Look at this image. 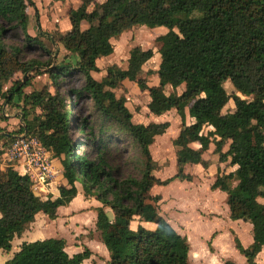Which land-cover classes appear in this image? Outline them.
Masks as SVG:
<instances>
[{"label":"trees","instance_id":"obj_1","mask_svg":"<svg viewBox=\"0 0 264 264\" xmlns=\"http://www.w3.org/2000/svg\"><path fill=\"white\" fill-rule=\"evenodd\" d=\"M78 1V8H67L71 30L56 41L59 51L78 60L66 63L64 57L53 66V59L43 63L26 58L36 48L49 52L39 38L42 32L32 33L34 22L40 29L38 13L34 21L30 17L34 1L0 0V97L3 104L20 110L22 125L16 134L36 138L59 159L67 182L59 188V196L43 200L30 176L19 174L11 165L0 169V251L10 253L14 239L38 215L56 220L59 209L77 197L80 184L85 196L102 204L96 209V230L109 252V264H190L188 239L160 214L162 197L153 196L152 189L177 179L191 182L186 166L202 163L214 144L219 163L237 169L218 175L212 190L227 194L232 221L252 225V245L245 248L238 238L235 244L247 264H258L264 248V207L259 202L264 198V0H105L91 11L94 0ZM139 26L168 30L156 39L163 50L156 72L158 86L140 78L155 53L139 46L130 51L126 69L113 66L97 80L98 61L113 55L112 42ZM61 57L58 53L57 61ZM76 74L83 77L84 86L62 92L60 85ZM35 75H47L52 85L28 92ZM126 82L148 92L150 114L160 117L171 110L180 114L188 110L194 120L173 141L177 173L171 178L161 180L155 175L158 165L150 149L171 124H135L127 99L115 94ZM7 85L10 88L4 91ZM167 86L184 89L174 97L167 95ZM73 98L92 101L107 125L101 124L100 136L84 119L76 121L83 138L73 139ZM230 102L233 110L224 113ZM205 128L213 130L205 133ZM122 135L139 152V177L124 174L132 162L113 163L111 152L121 159L130 153L126 147L113 146ZM5 138L15 137L0 136ZM89 144L96 158L91 150H84ZM136 222L153 224L155 229L135 228ZM66 248L61 238L25 242L5 264H82L92 257L88 248L74 256Z\"/></svg>","mask_w":264,"mask_h":264},{"label":"rangeland","instance_id":"obj_2","mask_svg":"<svg viewBox=\"0 0 264 264\" xmlns=\"http://www.w3.org/2000/svg\"><path fill=\"white\" fill-rule=\"evenodd\" d=\"M41 1V2H40ZM105 0H94V3L90 6L89 10H94L99 7ZM38 3V11L36 12V8H33L30 10V17L32 18V21L36 19V14L39 13V25L40 29H38L37 24H33V35L36 34L40 35V31L42 32V35L39 36L41 41L46 45L48 53L36 48L34 51H29L26 54V58L38 60L40 62H47L50 59H53V66L56 65V63L60 64L61 59L66 57V63L71 62L72 64H75L78 60V58L72 54H70L67 51H59L58 45L56 41H58V38L62 32L69 29L71 27V23L69 20V17L67 15V8L69 6H72L74 8H78L80 6V2L78 0H64L63 2H59L57 4L56 0H36ZM36 6V5H35ZM0 24L2 22L0 21ZM165 29V28H164ZM40 30V31H39ZM159 30V29H157ZM166 31H156V29H150L146 26H139L135 28L132 31L125 32L121 35V37L118 40H114L112 42V45L114 47V53L112 56L107 58H102L98 61V67L100 69L99 73L94 74L95 78L97 80H102L103 77L107 75L108 69L111 70L113 66H117L121 69H126L128 65V59L130 55V51L136 47L139 46L144 50L153 49L155 56L146 64L144 67V75L140 76L141 80H146L149 86L156 87L158 86L157 81V75L156 70L159 67L160 61H161V55H162V48H160V45L156 44V39L159 36H162L167 33ZM14 43H17V41L13 40ZM58 53L63 56L60 58V60L57 61V55ZM52 66V67H53ZM47 68L44 67L43 70ZM32 77V76H31ZM23 78V77H22ZM32 86L27 88V91H32L33 88H41L45 85H52L51 80L48 78L47 75H43L41 77L35 75V77H32ZM84 79L81 75H74L66 78V81L60 85V90L62 92L68 93L70 89L72 88H82L84 86ZM227 90L230 94H232L233 88L230 84L226 85ZM183 87H180L176 90H174L171 86L166 87V93L169 96H177L182 93ZM51 91L54 93V89L51 88ZM115 94L118 98L125 97L127 99V106L129 110L131 111L133 115V122L135 124H144L147 125L150 122H156L155 118H159V116H155L149 113L147 103L149 102V94L148 92H142L138 85L131 84V83H124L119 88L115 89ZM72 106L74 110V118L72 119L73 122V132L72 136L74 140H78L83 138V135L79 132V124L76 121H82L84 119H88L89 122L94 125L95 127V134L96 137L100 136L101 133L99 132L101 124L106 125V123L100 119V116L98 112L96 111L92 101L89 98H83L81 100H77L76 98L72 99ZM233 110V104L230 102L224 109V113L230 112ZM169 114L165 119H169L171 127L168 129L167 133L171 137H177V134L180 133L182 127L189 126L192 124L191 117L189 116L188 110L180 114L177 110H171L168 112ZM154 119V121H153ZM205 133L209 132V128L204 129ZM168 150L164 151V155L162 156V152L159 150L157 146H153V150L151 151L153 159L154 160H161L164 162V167L158 168L155 172L156 176H162V177H168L172 174L176 173L173 168V159L175 157V148L173 146V139L167 140ZM116 148H122L126 147L130 150V153L126 155L123 159L119 158V156L115 155L117 152H111L113 157L115 156V164H123L127 162H132L129 166L126 165L124 168V174L126 175H134L139 177L140 176V169H139V161L138 158H140L139 152L137 149H135L132 141L125 135L121 136V140L117 141V143H114ZM83 150V149H81ZM80 150V151H81ZM84 150H91L93 158L97 157V152L93 149V146L91 144L88 145V147ZM80 153V152H79ZM1 154V151H0ZM56 159L52 156H50L51 162ZM58 162V160H57ZM0 163L1 161V155H0ZM174 164L176 166V161H174ZM53 172L55 176L52 179L51 182L55 183L54 185H51L49 189H43L41 191V188L39 190L36 189V193L39 194L43 200H46L50 197H56L59 196V188L61 187L62 181L60 178V175L58 174L60 167L59 164L56 162H53L52 164ZM177 184H180V180H174ZM175 187H168L164 190V195L168 198L172 199L170 202L171 204H174L177 202L176 205L178 207L182 208L185 207L191 200L196 199L195 196H189L188 194H183V189L179 186ZM79 188L81 191H83L82 187ZM187 192V191H186ZM85 200H90L93 197L91 196H85ZM178 201H177V200ZM85 200L76 201V210L73 211L70 214L61 213V216L58 215V218L56 220H51L45 215H38L36 221L28 228L27 231L21 236L14 239L12 243V251L10 253L7 252H0V264H4L6 260L9 258L10 254L13 252H16L21 245L27 241L30 240H43L48 238H61L65 239L67 242V248L69 252L73 251L74 248L79 247V242L83 240V238L93 239L96 237V233L93 231L95 228H93V219L90 217V215L87 214V210L84 209L85 206ZM260 204L264 207V198L259 199ZM60 217V218H59ZM248 223V222H247ZM250 225V223H248ZM243 225L241 228H247V225ZM85 228H81V227ZM135 227V225H133ZM97 232V230H96ZM99 232H97L98 234ZM244 233V232H243ZM244 236L241 237L242 242L245 244L247 241L248 234L244 233ZM98 237H100V233L98 234ZM249 237H252V234H250ZM236 250V249H235ZM263 251V250H262ZM238 252V251H237ZM239 254V253H238ZM240 260H243L244 264L246 263L245 258L240 255ZM260 262L264 263V252H261L260 255ZM195 259L192 260V264H199L196 262V256H194ZM232 261H236L239 264H243L239 262V259L232 258Z\"/></svg>","mask_w":264,"mask_h":264},{"label":"crops","instance_id":"obj_3","mask_svg":"<svg viewBox=\"0 0 264 264\" xmlns=\"http://www.w3.org/2000/svg\"><path fill=\"white\" fill-rule=\"evenodd\" d=\"M33 1L36 7L37 6L39 7L36 0ZM59 2L60 1H57V4ZM38 7L36 8L37 11H38ZM71 28L72 27H70L69 29L65 30L62 33L69 32ZM157 29L156 31H162V30L166 31L164 28H157ZM22 77L23 76H21L20 79H22ZM9 88L10 85H7L4 88V91H7ZM17 101H18L17 98H15L16 103ZM149 102H150V98H149ZM149 102L147 103V106ZM19 112H20L19 108L14 107L12 105H7L6 103L3 104V100L0 97V136L3 134H7V136L12 134L13 137L18 136L16 132L19 129V126L22 125V118ZM168 114L169 113H166L160 116L159 118H155L156 123L170 122L169 119L167 120L165 119V117H167ZM191 120L193 123L194 120L192 118ZM210 130H213V128H209V131ZM178 135L179 134H177V137ZM176 138L174 136L171 137L169 133H166L162 136H158L156 138L154 145L159 148L163 156L164 151L168 150V145L166 143L167 140L173 139L174 141ZM10 142L11 141L8 140L7 138L0 139V147L1 148L5 147ZM154 145L151 146L150 148L151 151L153 150ZM214 150H215V145L211 144L209 150L206 151L205 154L203 155L202 163L198 165L189 164L186 166V173L190 174L193 177V180L191 182L180 180L181 181L180 184H177L175 181H173L170 185L166 187L155 186L152 189V195L153 196L159 195L162 197V200L158 204L160 214L182 236H185L188 239L190 244V264H192L191 263L192 260L195 259L194 256H196V262L199 264H224L225 261L228 260L232 261V258L235 257L239 259V262L244 264L243 260H240V256H239L240 252L236 249L235 238H238L245 248L251 246L253 243V236L252 237L249 236L250 234H252V225L251 224L249 225L247 222L244 221H232L230 219V210L227 204V198H228L227 194L220 190H212V185L214 184L218 175H222L223 173L229 174L235 172L237 167H229L228 164H220L218 156L214 154ZM49 155L51 156V154ZM1 161L2 163H0V169H5L7 166L4 163L5 161L3 158V154L1 155ZM174 161H176V166L174 164ZM53 162L59 164L60 170L58 174L60 175L61 178L60 181H62L61 186H67V182L63 176V168L61 161L59 159H54L52 161V164ZM155 162L157 163L158 168L164 167V162H162L161 160H155ZM15 166H16L15 168L16 171L21 170L20 166L17 165ZM173 168L174 171L177 173L176 154L173 159ZM176 173L168 177H162V176H157V177L160 178L161 180H166L168 178L175 176ZM175 183L177 184L176 186H179L183 189L182 192L183 194L185 195L188 194L189 196L192 197L195 196L196 199L191 200V202H189L185 207L182 208L176 205L177 202L170 205L172 199L164 195V190L165 188H168L170 186L175 187ZM54 184L55 183L51 182L48 186H43L41 183L39 184L37 183L35 185V189L39 190L41 188V191H43V189L47 190V188L49 189V187ZM79 185L80 184L77 185L78 188L77 197L68 206L61 207L58 211V215L61 216V213H66L71 215V213L77 209L75 202L80 200H85L84 191L80 190ZM80 187H82V185H80ZM85 201L86 204L84 206V209L87 210V214L90 215V217L93 219L94 222L93 228H95L93 232L96 233L95 234L96 237L93 239L83 238V240L79 242V247L77 248L75 247L74 250L71 252H69L68 248H66V251L70 256H74L76 254L83 252L85 248H88L92 252V257L88 260H85L82 264H109V260H110L109 252L106 249V246L102 241L101 237H98L99 233L97 234L96 232V221H97L96 209L102 207V204L98 202L95 197ZM245 224H248L247 228H241ZM140 225L150 230L155 229V226L153 224H146L142 222H136L135 228H138V226ZM81 228H85V227L83 226ZM243 232L248 234L247 241L245 244L242 242L241 239V237L244 236ZM34 241L37 240H30L27 242H34ZM19 250L20 247L17 249L16 252L11 253L9 258L6 260V262L10 260L14 256V254L17 253ZM262 252H264V248ZM259 260L260 257L258 256L257 258L258 264H264L261 263ZM233 262L239 264L236 261Z\"/></svg>","mask_w":264,"mask_h":264},{"label":"built area","instance_id":"obj_4","mask_svg":"<svg viewBox=\"0 0 264 264\" xmlns=\"http://www.w3.org/2000/svg\"><path fill=\"white\" fill-rule=\"evenodd\" d=\"M21 118L22 115L19 112ZM6 166H20L19 174L31 177L35 185L41 183L48 186L55 174L52 170L50 152L42 147L41 143L34 137L22 134L16 136L7 146L0 147ZM37 182V183H36ZM36 183V184H35Z\"/></svg>","mask_w":264,"mask_h":264}]
</instances>
